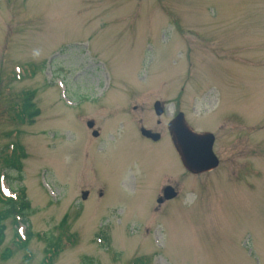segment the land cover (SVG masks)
Listing matches in <instances>:
<instances>
[{
  "label": "rangeland",
  "instance_id": "1",
  "mask_svg": "<svg viewBox=\"0 0 264 264\" xmlns=\"http://www.w3.org/2000/svg\"><path fill=\"white\" fill-rule=\"evenodd\" d=\"M178 110L217 136L214 172L183 170ZM0 173L34 209L25 248L5 222L0 264H264V0H0Z\"/></svg>",
  "mask_w": 264,
  "mask_h": 264
},
{
  "label": "trees",
  "instance_id": "2",
  "mask_svg": "<svg viewBox=\"0 0 264 264\" xmlns=\"http://www.w3.org/2000/svg\"><path fill=\"white\" fill-rule=\"evenodd\" d=\"M40 116V110L36 107L35 103L31 96H24V104L21 106V118L24 120H28L30 125L34 124V119ZM11 153L7 155L4 159V165L8 169V176H11L12 173L19 174L20 180L23 179V164L22 161L26 159L27 154L23 146L15 141L10 146ZM18 178V177H17ZM15 197H7L3 193V176L0 173V245L3 244L5 240V232L6 225L5 222L9 219H13V223L15 226V239L18 243H20V247L28 246L30 241L33 239L34 234L30 225V217L34 214V209L31 206L30 201L26 195L25 188L22 185L18 188L17 192H15ZM24 227L25 232L21 234L19 227ZM38 236V235H37ZM50 243L52 242L49 239ZM54 248V249H52ZM57 249L56 242H54L50 249L51 251H55ZM49 251H47L48 253ZM86 260H90L91 264H94L92 259L86 258ZM135 264H138L135 261Z\"/></svg>",
  "mask_w": 264,
  "mask_h": 264
},
{
  "label": "water",
  "instance_id": "3",
  "mask_svg": "<svg viewBox=\"0 0 264 264\" xmlns=\"http://www.w3.org/2000/svg\"><path fill=\"white\" fill-rule=\"evenodd\" d=\"M156 113L158 116L162 114L160 103L156 104ZM93 122L88 123V127L92 129ZM170 135L172 137L174 146L179 153L184 167L192 174L199 175L218 167L219 161L213 153L214 137L212 134H196L187 125L183 114L179 115L169 125ZM143 134L147 137L158 140V135H151L148 131H143ZM95 137L98 133L93 134ZM177 196V193L172 188H166L164 190V198L159 199V203H163L165 200H171ZM88 193L83 194V198L86 199Z\"/></svg>",
  "mask_w": 264,
  "mask_h": 264
},
{
  "label": "flooded vegetation",
  "instance_id": "4",
  "mask_svg": "<svg viewBox=\"0 0 264 264\" xmlns=\"http://www.w3.org/2000/svg\"><path fill=\"white\" fill-rule=\"evenodd\" d=\"M157 102H159V101H156L155 102V104L157 103ZM154 104V105H155ZM134 110H138V108H137V106H134V108H133ZM162 109H163V115L162 116H165V114L167 113V105L166 104H163L162 103ZM176 113V112H175ZM180 113V111L178 110V114ZM162 116H160V117H162ZM176 116H174L173 117V119L175 118ZM172 119V120H173ZM158 123H160L159 121H158ZM153 133H158L159 135H160V140L159 141H154V143H160V141L163 139V137H162V133L161 132H157V131H155V130H152V129H150ZM95 132H98L99 133V131H96V130H92V135L95 133ZM99 135H100V133H99ZM142 138H144V139H146L147 141H150V142H153L151 139H147V138H145L144 136H142ZM220 164H221V162H220ZM166 186H172V185H166ZM173 187V186H172ZM175 190H177L175 187H173Z\"/></svg>",
  "mask_w": 264,
  "mask_h": 264
}]
</instances>
